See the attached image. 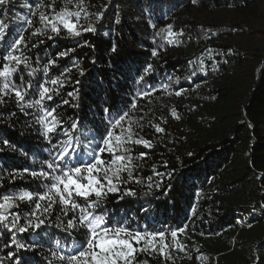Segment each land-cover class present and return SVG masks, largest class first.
I'll list each match as a JSON object with an SVG mask.
<instances>
[{"label":"trees","instance_id":"1","mask_svg":"<svg viewBox=\"0 0 264 264\" xmlns=\"http://www.w3.org/2000/svg\"><path fill=\"white\" fill-rule=\"evenodd\" d=\"M65 10L80 13L71 17L80 36L60 25L56 34L40 20L41 13L51 19ZM89 27L95 30L84 31ZM0 32V62L24 37L13 54L27 58V65L12 74V83L32 85L23 102L0 91V204L12 197V207L0 209L9 217L0 222L2 264H14L10 252L23 264H63L58 257L83 239L82 228L65 231L73 213L63 215L59 203L46 219L40 216L45 224L38 230L5 227L15 214L19 225L30 217L34 201L21 200L22 192L35 197L45 191L46 181L23 171H40V162L51 158L39 122L44 108H55L61 121L79 122L74 134L82 150H90L88 141L98 139L118 111L128 112L124 127H131L132 139L125 146L136 179L121 173L127 183L96 211L112 226L165 231L171 253L165 259L137 251L132 264H264V0H6ZM58 77L63 85H51ZM40 85L58 87L59 94L28 108ZM74 87L79 98L67 95ZM145 91L150 94L141 97ZM55 136L67 139L59 131ZM139 139L151 146L135 143ZM181 227L175 242L183 250L170 236ZM19 243L33 247L20 249Z\"/></svg>","mask_w":264,"mask_h":264},{"label":"snow or ice","instance_id":"2","mask_svg":"<svg viewBox=\"0 0 264 264\" xmlns=\"http://www.w3.org/2000/svg\"><path fill=\"white\" fill-rule=\"evenodd\" d=\"M195 2L196 0H193V3ZM4 3H6V0H0V5ZM102 15L101 13L100 17ZM72 16L78 19L80 13H71L65 10L56 13L51 19L41 13L40 20L44 22L46 28L50 27L56 34L61 31V28L58 27L60 25L72 35L80 36L81 32L76 30V24L71 20ZM152 27H155V25H152ZM171 27V25L167 26L169 30ZM94 30L92 27L84 29V31ZM41 31V29H37L36 33L39 34ZM163 31L164 29H161V32ZM168 35H172L171 31L168 32ZM2 36L3 33L0 32V39H2ZM23 42L24 37H18L4 53L2 59L6 62H0V69H2L0 70V77L4 78L0 91L4 92V96L14 94L20 102L24 101L27 90L32 87L29 83L26 86L22 85L21 88H17L12 83V74L17 72L21 64L27 65V58L21 59L20 56L13 54L20 50V45ZM111 51L115 53L117 49L112 47ZM67 54V52H63L59 55L66 56ZM153 55H156V53L153 52ZM50 63L54 64L55 61ZM10 65L14 66L10 67ZM28 66L30 67V65ZM151 67V65L146 66L144 69L145 75L151 71ZM203 70L201 68V71ZM35 71L36 69L33 68L32 72L34 73ZM45 71H47V67ZM68 71H71V69H68ZM80 75H84L83 70H80ZM144 78V75L139 77L140 81H143ZM20 79L23 80L22 75H20ZM63 83L64 81L59 77L50 81V84L54 86H62ZM80 84L79 80L74 81V85ZM51 92H55L58 95L59 88H49L40 85L38 87L39 98L33 102H28L26 106L28 108L43 107L45 99L49 101L53 99ZM149 94L150 92L145 91L140 93V96L143 97ZM179 94L177 92V95ZM67 95L79 98L78 88L74 87L73 92L67 93ZM4 96H0V103L4 102ZM63 103L68 104L69 101L65 100ZM23 107L24 104L22 103L21 110H23ZM130 107L135 108L136 104L133 103ZM43 111L44 116L39 122L44 125V138L49 141L52 150L49 151L51 158L40 162V171H30L28 168L23 169V171L38 180L43 179L46 181L45 191L36 193L35 197L30 192H22L20 194L19 198L21 200L27 198L30 202L34 201V207L30 217L26 219L23 225H19V214L13 215L10 224L5 225L9 232L15 230L19 233H25L30 228L33 230L40 229L45 224V219L51 213L53 206L59 203L61 205L60 211L63 215L67 216L69 212L73 213L72 217L67 220L65 231L83 229L81 233L83 239L73 248L72 253L61 254L58 257L63 264H119V262L132 264L137 251L149 254L152 251H156L163 258L170 259L171 253L166 251L168 244L165 239V231L140 232L130 230L129 227L125 226H112L106 221L103 214H99L96 211L100 209L102 212L101 205L109 193L121 192V188L118 187L119 184L127 183V180L136 179L133 177L132 171L133 157L128 154L131 149L125 146L132 139L131 127L129 126L127 129L124 127L128 112L118 111L117 115L107 122L104 130L98 133V139L88 141L90 150H82V146L74 134V130L79 127V122L57 119L58 113L55 108L51 110L44 108ZM105 111L110 112L108 109ZM173 115H175V112H173ZM64 124H67V127H64ZM58 131L67 139L60 140L58 136H55ZM156 131L162 132L163 129L156 126ZM49 134L53 135L50 136ZM54 138L56 140L55 143H53ZM135 143L151 146L148 141L143 139L136 140ZM105 155L108 156L107 160L103 158ZM140 155L144 156L146 153H141ZM121 173H126L127 180L122 179ZM156 175L161 176L162 174L156 173ZM148 179H151V177ZM157 187H160V185L157 184ZM149 188H151V185H149ZM126 194L134 196L136 193L128 190ZM73 197L82 198L83 202L78 203ZM121 199H123V196H121ZM11 207L12 197L4 196V202L0 204V209L6 212ZM4 212H0V222L8 221L9 219L7 215H4ZM40 216H45V219H40ZM184 230L181 227L170 232L173 246L179 250H183L184 246L177 244L175 241L178 232L182 233ZM133 242L136 244L143 242V245L137 249L133 246ZM11 243L14 245L18 243L14 236L11 238ZM18 247L20 249H31L33 246L19 243ZM16 255L15 252L9 253V257L13 259L14 264H23L22 261L15 259ZM52 255L56 256V253H52Z\"/></svg>","mask_w":264,"mask_h":264},{"label":"rangeland","instance_id":"3","mask_svg":"<svg viewBox=\"0 0 264 264\" xmlns=\"http://www.w3.org/2000/svg\"><path fill=\"white\" fill-rule=\"evenodd\" d=\"M260 214H264V211H263V210H261V211H260Z\"/></svg>","mask_w":264,"mask_h":264}]
</instances>
